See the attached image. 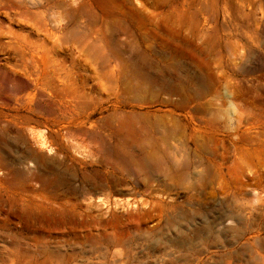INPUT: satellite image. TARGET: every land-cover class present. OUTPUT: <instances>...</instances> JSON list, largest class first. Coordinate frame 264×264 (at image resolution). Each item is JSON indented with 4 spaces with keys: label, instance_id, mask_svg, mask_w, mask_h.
Returning a JSON list of instances; mask_svg holds the SVG:
<instances>
[{
    "label": "rangeland",
    "instance_id": "374dc122",
    "mask_svg": "<svg viewBox=\"0 0 264 264\" xmlns=\"http://www.w3.org/2000/svg\"><path fill=\"white\" fill-rule=\"evenodd\" d=\"M0 264H264V0H0Z\"/></svg>",
    "mask_w": 264,
    "mask_h": 264
}]
</instances>
